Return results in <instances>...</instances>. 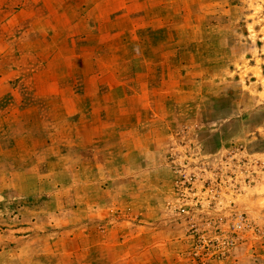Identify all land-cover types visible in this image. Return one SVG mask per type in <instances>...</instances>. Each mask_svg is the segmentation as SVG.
I'll return each mask as SVG.
<instances>
[{"label": "rangeland", "instance_id": "obj_1", "mask_svg": "<svg viewBox=\"0 0 264 264\" xmlns=\"http://www.w3.org/2000/svg\"><path fill=\"white\" fill-rule=\"evenodd\" d=\"M30 1L52 11L58 8L57 0ZM66 1L70 4L62 11L73 9L83 17L74 29L67 25L71 29L62 32L54 47L72 57V70H65L69 64L62 61L61 51L52 57L54 49L46 46L40 49L47 69L39 83L11 80L10 86L18 87L26 102L18 105L17 96L8 97L0 90V150L21 156L5 163L7 167L13 163L10 172L5 169L12 178L7 181L8 196L0 198V224L8 228L26 224L45 216L62 199L77 208L76 191L85 186L88 168L103 165L102 173L111 170L114 178H120L111 183L100 180L97 186L107 188L89 190L88 195L100 204L117 190L121 201L126 200L118 204L119 211L104 205L106 215L119 217L116 228L131 226L137 234L145 227L155 229L163 235L159 241L166 240L171 253L181 256H176L181 264H264V0H136L138 5L147 2L148 8L159 9L147 17L153 26L147 31L149 39L128 30L130 22L124 17L135 0H104L103 8V0H98L95 15L88 1ZM105 7L109 12L95 39L111 45V53L117 51L113 43L131 41L137 69L129 72L126 67V75L122 69L121 74L94 70L93 57H107L110 52L105 48L92 53L100 45L89 29ZM108 13H114V21L122 25H106ZM24 18L22 24H27L32 17ZM32 27L26 25L21 35L0 30V36L5 45L6 38L10 41L18 35L26 42ZM51 29L58 30L47 27L48 32ZM158 29H162L163 50L155 43ZM140 44L145 45L143 50ZM6 54L0 47V59L11 64L13 55ZM145 57L148 69L143 67ZM92 73L104 78L100 93L91 78L85 82ZM35 89L45 99L37 97ZM46 106L50 114L42 125L35 110ZM25 170L29 174L23 175ZM37 182L35 200L51 203L33 211L26 202L32 191L22 189L20 194L13 188L33 187ZM69 183L76 191L65 189ZM136 188L137 202L128 205ZM132 232L127 228L122 233ZM110 241L105 238L100 245L104 248ZM137 242L139 247L152 244L145 237ZM15 245L32 246L22 239ZM224 250L226 256L210 258ZM153 252L156 263L164 260L166 252ZM145 254L150 256L146 252L143 258ZM176 260L168 262L176 264Z\"/></svg>", "mask_w": 264, "mask_h": 264}, {"label": "crops", "instance_id": "obj_2", "mask_svg": "<svg viewBox=\"0 0 264 264\" xmlns=\"http://www.w3.org/2000/svg\"><path fill=\"white\" fill-rule=\"evenodd\" d=\"M0 1V30L15 32V34L18 33L21 35V31H23V29H26V25H33V33L31 35V38L25 39L26 42H24L23 40L24 36L18 35L10 41L9 38H6L5 45L0 36L1 51L3 53L7 51L6 55H13L11 64H8V62L6 63L4 59H0V61H2L0 63V90L6 93L8 97H12L13 95L17 96L16 104L19 105L23 102H26L27 98L21 97V91H17L18 87L14 89L12 86H10L11 80L32 79L34 81V84L39 83V79H42L45 75L43 71L47 69L46 65L44 64L45 61L40 49H44L46 46H48V49L53 48L55 53H50L52 57H54L55 54L57 55L59 51H61L60 57L63 58L62 61L69 64V68H65V70H67V73L72 70V57L70 56L69 58L68 56H65V50H59V48L54 47V45H56L57 40L61 39L62 32L64 34L65 30L68 31V29H71V27L72 29H74L75 26L79 25L78 21L82 19L83 15H76L75 12H73V9L65 10L66 12L62 11V7H68L70 4L66 0L56 1L59 12L58 8L57 11H52V9L50 10L48 8V5L41 3L37 5L35 1L28 2L29 0H27L24 2V0H18L17 2L16 0L15 2L17 3V5H15V8H13V0H10V3L13 6L8 5L6 0ZM81 1L90 2L91 4L88 5L91 8V12L94 15L98 14L100 8L98 6L100 5V3L97 2L98 0ZM75 2L78 3V0ZM103 2L105 3V1L103 0L101 2V8H103L104 6ZM20 3H22L23 5L20 6ZM72 4L74 7L75 4L73 2ZM130 8L131 10L129 11V9L125 7V9H127L129 13H126L127 16L124 17L126 20H128V22H130L128 24L129 32L131 30L134 35L140 37L141 35L137 34V32L140 31L143 34V37H147L149 39L147 31L153 28V24H151V28L146 20L148 16L152 17L153 12H158L159 9L148 8L147 2L140 3V5H138V2L136 0L132 2V6ZM125 9L123 8V11H125ZM113 11L115 12V9ZM121 11L122 10H117L116 13H120ZM107 12L109 11H106L105 7L101 11V14L99 16L101 20L98 18L94 22L90 23L89 29L92 33L90 36L91 38L94 37V42L96 44L99 43L100 45L96 50H92V53L96 55L98 54V52H102V49H110L111 47V45H101V43L95 39L98 36L97 31L101 30L102 26H104L103 19L105 13ZM26 15L31 16L32 18L29 19L30 21H27V24H25V22L22 24V22L25 20L24 16ZM118 23L119 26L122 25V23L114 21V13H108V21H106V25L117 27ZM67 25H71V27H67ZM47 27L58 28V30L53 31V29H51L48 32ZM81 27H79L80 31H82ZM156 31H160V34L157 36L158 41L156 40L155 43L160 50H163L164 48L161 47L163 44V41L161 39L162 29H158ZM94 32H96L95 35ZM116 34H114V37L117 36ZM90 36L86 34L85 39L88 41ZM113 45L115 50H117L116 52L111 53L110 49L109 55H107V57H105V55L96 59L95 57H93L95 64L94 70L96 67V69L99 68L101 70L102 74H106L107 72L108 74H121L122 69L123 71H125L122 75H126V67L130 69L129 72L135 71L137 69V62L135 59L138 57L137 55L131 53V41L128 40L127 44H123L121 39L120 42H116V44L113 43ZM4 46H6V50H4ZM140 46L143 50L145 45L140 44ZM43 55L45 54L43 53ZM76 61H78V59H76ZM83 61L84 60H80L81 63ZM148 62L149 60L145 57L143 67H146ZM146 69H148V67H146ZM89 78L93 80L94 85L98 87V92L100 93V81L104 78L92 73L89 75L85 82H87ZM32 92H34L37 97L43 98L40 94H38L36 89ZM35 111L37 112V114L39 112L38 117L39 121H42L41 124L46 125L44 123L45 115L50 114L48 106H46V108H43L42 110L37 108ZM54 122L56 123L55 120ZM2 123L3 121L0 116V124ZM6 153L7 152L0 150L1 199L5 195L8 196V193L5 192L6 190H8L9 186V184H7V181L12 178V174L9 173V166L11 163H8L7 167L6 160L8 158H18L19 160L21 158L18 152L17 155L16 153L10 155ZM104 162L106 161L104 160ZM6 168L9 170V172H5ZM102 168H104L103 165L102 167L88 168L90 170L87 171V177H85L84 180L86 181L84 183L85 186L81 187L79 191L74 190L73 187H71L70 183L68 184V187H65V189L71 188L73 189V191L78 192L80 200L78 201L79 206H76L78 209L73 207L74 205H67L66 202L62 199V202H55V208L52 211L45 213V216L34 217L31 220L27 221L26 224H24L23 222H19V225L16 224L15 226H11L10 228L0 224V264H154L156 263L153 258L154 249H159L162 253L166 252L163 256L164 260L158 261V263L156 264H160L162 263V261H164V264H171L170 262H168V260H170L171 258L176 260V256L180 258L181 256L171 253L170 248L168 247V245L170 246V244L166 240L159 241L160 238H163V235L160 234V236H158V233L156 231L154 232L155 229L145 227V230L137 234L134 233L136 231L134 227H127L125 225V227L129 228V231H133L130 235H127L126 233H122L127 228L121 230L115 227L116 223L120 224L119 221L116 220L119 219V217H116V215H114V218H110L113 217L111 214L106 215V213L108 212H104V205L108 204L110 207H113L112 211H119L118 204L122 199L120 193L117 190H114V193L111 192V194H108L107 196L109 198L107 197L108 199L100 204H96L95 201L88 195V193H90L89 190L96 189L100 190L98 192H102L107 188L97 186L100 183V180H106L109 181L108 183H111V180L120 178H114V173L111 172V170L109 171L106 169V172L102 173ZM125 168L126 166L121 167L119 171H125ZM26 170L24 171L23 175L29 174ZM4 176L6 177L5 179H3ZM37 179L38 178H36V180ZM141 184L144 185L147 184V182L141 181ZM20 185L21 184L13 188V190H15L16 192H19L20 190V194H22V189L23 191L24 189H30V191L32 192L30 193V195H27L28 199L26 202L28 205H33L32 208H35L36 206L40 211L41 206L50 205V200L46 201L45 203H42L40 198H38V201L35 200L36 196L34 192L38 191L36 189L38 182L33 187H23L22 185L21 188ZM40 185L41 187L48 186L42 184L41 182ZM48 189L49 186L46 188V190ZM58 189L61 188L58 187ZM40 191L43 193H41ZM40 191L39 194H44L43 190ZM136 192L137 188L133 191L132 197L130 196L128 205L136 204ZM67 195H69V193H67ZM139 196L141 199H146L147 197L146 194H141ZM148 197H150V194ZM121 202L126 203V200H123ZM79 208H81V210ZM118 215H120L119 212ZM40 219L44 222V224L41 226L39 224ZM107 219H109L110 221L104 222ZM2 220L3 219L1 218L0 223L2 222ZM141 227L144 228V226ZM144 237L148 240H151L152 244H150L149 246L141 245L139 247L140 243H138L137 240ZM105 238L112 239V241L109 242L110 244H104L106 247L104 246L103 248L100 245V241L104 240ZM20 239H22L23 241H30V245L32 246L18 248V246L15 244L17 240ZM141 251L143 253H141ZM146 252L150 253V256L148 257L147 254H145V258H143L142 254L144 255V253ZM147 257L153 260V263H149L150 260H148ZM76 261L77 263H75ZM181 263H178V260H176V264Z\"/></svg>", "mask_w": 264, "mask_h": 264}, {"label": "built area", "instance_id": "obj_3", "mask_svg": "<svg viewBox=\"0 0 264 264\" xmlns=\"http://www.w3.org/2000/svg\"><path fill=\"white\" fill-rule=\"evenodd\" d=\"M183 212H185V211H183ZM226 250H224V251H222L221 253H219V254H214V255H212V256H210V258H212L213 256H215L216 255V257H220L221 256V254L223 255V256H226V252H225ZM200 255V254H199ZM202 264H205V262H201Z\"/></svg>", "mask_w": 264, "mask_h": 264}]
</instances>
